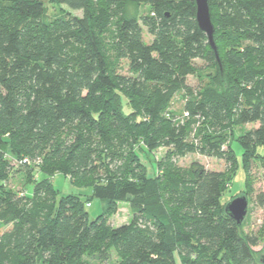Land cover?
<instances>
[{
	"label": "trees",
	"instance_id": "1",
	"mask_svg": "<svg viewBox=\"0 0 264 264\" xmlns=\"http://www.w3.org/2000/svg\"><path fill=\"white\" fill-rule=\"evenodd\" d=\"M46 1L82 14L0 0V264H264L249 214L237 225L222 202L239 168L246 197L250 166L264 171V0H208L217 56L195 0ZM159 147L149 173L142 157ZM190 153L228 169L176 164ZM7 157L30 169L31 195L6 186ZM56 174L90 194H59ZM92 198L104 205L89 220ZM254 198L264 207V192ZM121 202L132 218L112 226Z\"/></svg>",
	"mask_w": 264,
	"mask_h": 264
},
{
	"label": "rangeland",
	"instance_id": "2",
	"mask_svg": "<svg viewBox=\"0 0 264 264\" xmlns=\"http://www.w3.org/2000/svg\"><path fill=\"white\" fill-rule=\"evenodd\" d=\"M44 5L46 7V18H52L61 14H69V15H76L81 16L82 12L81 10H74L70 9L65 5H57L54 3H50L46 0H44ZM137 12L139 14L147 13L149 10V7L145 4H139L136 8ZM135 11V8L131 5L129 6V12L133 13ZM143 34H144V40L146 42H149L151 39V36L146 32V28L143 26ZM195 63L198 66H203L204 62L200 59H195ZM122 72H127V66L124 63V68L122 69ZM186 83L192 87H197L198 85L202 84V82H199L196 76L189 75L186 79ZM171 112L174 113V115L180 116L183 112V98L182 93L177 94L171 103ZM252 125L247 124L244 128H234V134L241 133L245 128L248 129ZM233 134V135H234ZM232 147L235 151V155L238 159V162H240L241 158V146L237 140H234L232 143ZM257 152L260 154H264V145L259 146L257 148ZM165 153L164 147L157 148L152 154H148V156L143 155V162L147 165L148 172H151V165H153L152 159H159L163 154ZM9 160L11 168L10 177L5 180V184L7 187L11 188L18 194L23 193L26 191L27 195H31L32 192V183H29L26 181L30 178L31 174L29 173L30 169L23 166L15 159H12L10 157H7ZM149 160L151 161V164L149 163ZM192 162H197L201 166H203L205 169L208 170H216V171H223L228 169V166L224 159L215 158V157H209L200 155L198 153H190L187 154L184 157L178 158L176 160V164H178L181 167H187ZM155 166L153 167V169ZM36 171V170H35ZM37 173V177L40 176V174ZM36 176V175H35ZM249 179L250 183H252V192L247 195L248 198V211L249 214V220L246 224V230L252 231L254 233L259 234V242L254 247V250L256 251L257 257H261L264 255V207L260 206L256 200H255V194L258 192H264V171L262 168H260L258 165L253 163L250 166L249 169ZM36 179V177H34ZM244 177L242 170L239 168L237 170V173H235V176L232 177L231 181L229 182L228 189L224 193L222 197V202L226 203L227 201L231 200L236 195L242 194L241 191L244 189ZM52 184L55 189L59 191V194L66 195L70 193L74 194H81L82 197H85V195L90 194V188L88 187H76L74 186L70 180L63 176L62 174H56L52 178ZM103 202L100 199L92 198L90 201V205L85 207L86 212L88 214L89 220H92L98 216L103 207ZM108 221L112 226H118L123 223H127L131 220L132 214L129 210V205L126 202L117 203L114 211L112 214H110L108 217ZM9 225H0V231H4L7 228H9ZM111 264L115 263V257L114 255L111 256ZM90 261L95 264H105L103 262H100L97 259H91ZM107 264V263H106Z\"/></svg>",
	"mask_w": 264,
	"mask_h": 264
},
{
	"label": "water",
	"instance_id": "3",
	"mask_svg": "<svg viewBox=\"0 0 264 264\" xmlns=\"http://www.w3.org/2000/svg\"><path fill=\"white\" fill-rule=\"evenodd\" d=\"M195 6V19L197 25L199 29L206 34L208 43L217 56L216 46L213 41L214 27L210 17L209 1L195 0ZM224 211L237 225H240L248 211L247 197L245 195L233 197L225 203Z\"/></svg>",
	"mask_w": 264,
	"mask_h": 264
},
{
	"label": "built area",
	"instance_id": "4",
	"mask_svg": "<svg viewBox=\"0 0 264 264\" xmlns=\"http://www.w3.org/2000/svg\"><path fill=\"white\" fill-rule=\"evenodd\" d=\"M184 115H187V113H184ZM23 162H26V159L23 160ZM89 206V204H87Z\"/></svg>",
	"mask_w": 264,
	"mask_h": 264
}]
</instances>
